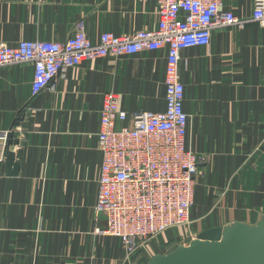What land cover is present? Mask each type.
<instances>
[{
    "label": "crops",
    "instance_id": "crops-1",
    "mask_svg": "<svg viewBox=\"0 0 264 264\" xmlns=\"http://www.w3.org/2000/svg\"><path fill=\"white\" fill-rule=\"evenodd\" d=\"M224 8L250 17L254 0H224ZM80 18L95 40L104 31L151 29L157 2L0 0V42L64 41ZM166 65L164 49L108 56L70 68L35 97L31 64L0 68V150L11 130L19 142L7 147L18 173L0 164V264H125L120 239L102 232L107 220L95 211L102 96L117 92L131 112L164 111ZM179 73L187 146L206 157L191 209L195 239L210 228L257 225L264 219V26L215 30L208 46L182 51ZM148 259L138 254L129 264Z\"/></svg>",
    "mask_w": 264,
    "mask_h": 264
},
{
    "label": "built area",
    "instance_id": "built-area-1",
    "mask_svg": "<svg viewBox=\"0 0 264 264\" xmlns=\"http://www.w3.org/2000/svg\"><path fill=\"white\" fill-rule=\"evenodd\" d=\"M156 2L158 22L151 29L119 35L104 31L95 40L85 19L80 18L74 33L64 41L34 38L16 45L0 42V68L33 66L34 97L54 89L70 68L84 62L166 50L164 111L131 112L121 106L120 94L114 91L103 94L99 111L97 146L102 166L95 211L106 217L107 227L102 232L120 239L125 264L138 254L149 259L166 255L195 239L191 209L200 166L206 157L187 146L189 114L184 109L185 86L179 73L182 51L208 46L218 29L244 28L250 22L264 26V0H254L250 17L226 10L224 0ZM129 118L133 120L132 127L119 126ZM13 131L2 139L0 164L7 159ZM165 234L167 241L155 243Z\"/></svg>",
    "mask_w": 264,
    "mask_h": 264
},
{
    "label": "water",
    "instance_id": "water-1",
    "mask_svg": "<svg viewBox=\"0 0 264 264\" xmlns=\"http://www.w3.org/2000/svg\"><path fill=\"white\" fill-rule=\"evenodd\" d=\"M9 135L8 144H18ZM15 154L7 152L6 162L10 170ZM146 264H264V219L257 225L236 223L232 226L205 230L188 246H180L166 255H155Z\"/></svg>",
    "mask_w": 264,
    "mask_h": 264
},
{
    "label": "rangeland",
    "instance_id": "rangeland-1",
    "mask_svg": "<svg viewBox=\"0 0 264 264\" xmlns=\"http://www.w3.org/2000/svg\"><path fill=\"white\" fill-rule=\"evenodd\" d=\"M146 261V259H144Z\"/></svg>",
    "mask_w": 264,
    "mask_h": 264
}]
</instances>
